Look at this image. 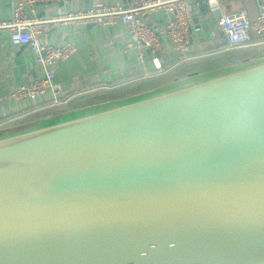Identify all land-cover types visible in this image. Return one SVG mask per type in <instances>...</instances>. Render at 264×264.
<instances>
[{
    "label": "water",
    "instance_id": "obj_1",
    "mask_svg": "<svg viewBox=\"0 0 264 264\" xmlns=\"http://www.w3.org/2000/svg\"><path fill=\"white\" fill-rule=\"evenodd\" d=\"M0 264H264V56L1 138Z\"/></svg>",
    "mask_w": 264,
    "mask_h": 264
},
{
    "label": "crops",
    "instance_id": "obj_2",
    "mask_svg": "<svg viewBox=\"0 0 264 264\" xmlns=\"http://www.w3.org/2000/svg\"><path fill=\"white\" fill-rule=\"evenodd\" d=\"M108 6H126L128 0H101ZM93 6V0H67L66 7L71 10H85ZM56 9V5L37 7L39 16H47ZM222 9L226 13H233L245 9L248 17L255 20L261 11L260 0H223ZM12 7L10 0H0V19L8 20L11 17ZM165 11L154 12L145 19L149 26L162 37L163 56L169 71L176 69L174 83L204 76L210 72L236 66L246 61L229 64L224 61L214 68L206 70L209 58H229L225 51L227 41L217 25L216 17L201 12L198 22L202 31L195 35L188 51V60L182 61V55L172 52L170 45L163 38V30L167 21ZM43 43L62 45L73 43L77 53L69 60L55 63L51 70L55 75V83L61 87L59 102L55 103L53 93L47 91L36 101L12 98V93L21 85L32 83L43 78L44 70L36 63L34 53L29 47H13L8 33H0V139L28 131L39 126L61 122L90 113L101 111L119 102L120 99H129L159 89L160 86L149 88L146 85L152 75L150 57L144 52V63L138 62L137 50L129 36L127 28L118 20H111L104 26L92 24H71L59 29L44 32L40 36ZM211 49L213 51H211ZM246 49V48H245ZM257 49V48H256ZM241 50V49H238ZM264 56V48L259 47ZM236 51V50H233ZM259 56V57H261ZM257 57V58H259ZM255 58V59H257ZM209 59V60H208ZM233 60V57L231 58ZM197 69L191 74L189 64ZM189 62V63H187ZM187 63V64H185ZM144 88L127 90L124 86L134 82H143ZM173 83V84H174ZM163 88V87H160ZM103 91H111L114 97L102 103H89L72 110H61L73 98ZM138 92V93H137ZM5 108L7 117H3ZM31 116V117H30Z\"/></svg>",
    "mask_w": 264,
    "mask_h": 264
},
{
    "label": "built area",
    "instance_id": "obj_3",
    "mask_svg": "<svg viewBox=\"0 0 264 264\" xmlns=\"http://www.w3.org/2000/svg\"><path fill=\"white\" fill-rule=\"evenodd\" d=\"M222 1L204 0L208 14L216 17L217 25L227 41L225 51L264 48V0H260L261 11L255 20L248 17L245 9L233 13L224 12ZM10 3L11 17L8 20L0 19V33L9 34L13 47H29L35 55L36 63L44 70L43 78L14 90L12 98L16 101H36L42 94L51 91L55 103L59 102L61 87L55 83L51 67L57 62L71 59L77 53V47L73 43H43L40 36L44 32L71 24L104 26L111 20H118L129 32L133 47L137 50L138 62H145L144 52L147 51L151 74L161 76L169 71L162 54V37L149 26L145 18L154 12L167 13L163 38L172 52L182 55V61L189 59L188 51L193 38L202 31V27L195 24L193 16V8L201 4L199 0H128L126 6L116 7L108 6L101 0H93L92 8L85 10L68 9L67 0H10ZM51 5H56L53 12L39 16L37 7L46 8ZM2 114L7 117L5 108Z\"/></svg>",
    "mask_w": 264,
    "mask_h": 264
},
{
    "label": "trees",
    "instance_id": "obj_4",
    "mask_svg": "<svg viewBox=\"0 0 264 264\" xmlns=\"http://www.w3.org/2000/svg\"><path fill=\"white\" fill-rule=\"evenodd\" d=\"M258 48L259 47H249L246 49L229 51L230 53L227 54V56L229 58H226V59L222 58V57H220V58H218V57L209 58L210 60L208 59L209 61L205 62L208 65L206 70L214 68L221 63L223 64L224 61H228L229 64H233V63H238L239 61H246L248 59L249 60L255 59V58H257L263 54V52L259 51ZM211 51H213V50L211 49ZM232 57H233V60L231 59ZM187 63H189V62H187ZM187 63H185V64H187ZM198 63H202V62L196 61V62L189 64L191 66V69L189 72H187V74L188 73L191 74L193 71H196L197 68L195 66L193 67V65H198ZM174 70H176V69H172L169 72L165 73L164 75L158 76L156 78H152L146 83H149L148 86L151 89V88H153L151 84H154L153 86H159V81L157 79H162L161 82L166 81V80H172V82H173L175 77H177V75L174 74L176 72ZM197 70H199V69H197ZM170 75H172V76H170ZM150 81H152V82H150ZM143 83H144V81L140 82V83H138V82L130 83L127 86H124V88L127 90H133V89L137 90V88H138V90H140V89L144 88V85H142ZM111 94H113L111 91L98 92V93H95L94 95L85 94L83 96L73 98L72 100L69 101V103H67L65 106H63L60 109L61 110H72L73 108H76L77 106L81 107V106H83L85 104H89V103H102V102H105V100L112 99L114 97V95H111Z\"/></svg>",
    "mask_w": 264,
    "mask_h": 264
},
{
    "label": "rangeland",
    "instance_id": "obj_5",
    "mask_svg": "<svg viewBox=\"0 0 264 264\" xmlns=\"http://www.w3.org/2000/svg\"><path fill=\"white\" fill-rule=\"evenodd\" d=\"M168 72H169V71H168ZM170 76H172V75H170ZM167 77H168V76H167ZM167 77H166V78H167ZM166 78H165V79H166ZM157 80L159 81V86H160V87L172 86L173 83H174V82H172V80H166V81H163V82H161L162 79H157ZM157 80H156V81H157ZM170 81H171V82H170ZM150 82H152V81H150ZM160 82H161V83H160ZM148 84H149V83H147L146 85H148ZM151 85H154V84H151ZM160 87H159V88H160ZM123 100H126V99H120V101H123Z\"/></svg>",
    "mask_w": 264,
    "mask_h": 264
}]
</instances>
